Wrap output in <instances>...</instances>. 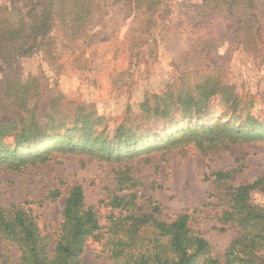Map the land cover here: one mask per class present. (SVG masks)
Masks as SVG:
<instances>
[{
    "label": "rangeland",
    "instance_id": "374dc122",
    "mask_svg": "<svg viewBox=\"0 0 264 264\" xmlns=\"http://www.w3.org/2000/svg\"><path fill=\"white\" fill-rule=\"evenodd\" d=\"M221 1L0 0L5 38L16 32L0 60V119L17 122L3 142L27 158L17 166L0 160V206L28 209L49 256L68 192L79 184L101 226L84 243L81 264H114L107 225L120 210L108 200L128 193L145 209L156 203L160 219L186 212L210 255L223 261L237 228H219L222 189L212 173L230 170L225 181L234 187L264 173V48L252 49L248 35L239 39L235 16L224 19ZM263 31L260 25L258 33ZM210 74L229 90L225 98L224 87L212 96L204 114L189 119L145 111L147 100L165 98L167 91H195ZM248 116L253 121L246 124ZM19 121L34 126L25 142L17 139ZM124 121L123 131L135 140L117 146L123 137L112 141L109 135ZM202 123L212 126L209 136L191 130ZM181 130L193 132L185 141L174 140ZM227 133L240 140L222 142ZM90 136L110 141L99 152L91 150L95 145L65 149L82 146ZM48 146L53 148L44 152ZM122 172L130 179L117 183ZM54 189L60 192L55 198L49 195ZM251 198L264 205V184ZM0 250L17 263L20 253L6 237H0Z\"/></svg>",
    "mask_w": 264,
    "mask_h": 264
},
{
    "label": "trees",
    "instance_id": "16d2710c",
    "mask_svg": "<svg viewBox=\"0 0 264 264\" xmlns=\"http://www.w3.org/2000/svg\"><path fill=\"white\" fill-rule=\"evenodd\" d=\"M220 4H223L221 10L226 14L224 19L230 20L232 16H235L233 22L236 26L232 27L237 33L242 32L239 39L248 35V39H252L254 45L252 49L264 48V31L258 33L260 25L264 29V0H222ZM230 23L233 24L231 21ZM230 23L228 26L226 24L228 33L230 29L232 30ZM5 34L7 31L0 28V60L5 59V53L9 51L7 50L8 43L14 39L16 32H11V40L6 39ZM173 85L168 88L174 87ZM223 87L225 88L212 74L206 75L202 83L195 87V91H167L165 98L157 99L155 96L154 99L147 100L145 111L149 116L179 115L191 119L192 116L207 112L210 98L220 91L222 92ZM228 90V87L224 89L222 98H225ZM151 101L152 105H150ZM236 104L237 102H235ZM174 108L175 110H172ZM15 119H8L10 121L0 119V160L2 163L13 166L27 160L18 153V149H10L3 142L5 137L13 135L17 130ZM252 121L253 119L248 116L245 123L248 124ZM19 122L21 128L17 139L25 142L30 138L34 126L28 127L21 121ZM124 125H126L125 121L113 126L114 131L112 130L109 135L112 141L123 137L119 142H116L117 146L123 143L126 145L134 143L135 139L130 137V132L123 131ZM237 128L240 131L243 130V127ZM191 130H197L203 132L205 136H209L212 126L210 123L196 126L192 124ZM190 132L181 130L180 136L173 139L185 141L184 139L190 136ZM81 133L84 134L83 131ZM259 135L263 136L264 132H260ZM240 137L227 133L221 139L222 142L229 140V143H236ZM207 140L213 143L212 138ZM71 141L70 138L67 139L68 145L71 144ZM109 141L107 136L102 138L90 136L82 143V146L70 145L65 149L75 151L95 145L91 146V150L99 152L96 150L97 147L104 150ZM49 148L53 147L48 146L44 152ZM110 153L115 154L116 152L112 149ZM42 154L39 153L36 157H43ZM230 173V170L212 173L214 181L222 189L217 200V206L220 207L216 214L220 224L219 228L223 230L226 225L237 228V235L226 247L222 262L210 255L209 243L198 231L190 227L189 215L186 212H180L170 220L160 219L157 216L158 205L156 203L145 209L140 203L137 204L136 194L128 193L113 195L108 200V204L112 208L120 210V214L113 217L107 225L106 245L113 263L264 264V205L255 203L251 198V193L264 184V173L251 183L235 187L225 181L229 178ZM124 179H130V177L128 178L124 172L118 174L117 183L123 182ZM59 193L58 189H54L49 195L55 198ZM100 230L98 217L93 209L85 204L83 190L79 184L72 185L68 192L61 211V222L57 230L55 245L50 256L46 237L39 232L35 218L28 209L20 203L11 204L8 208L0 206V237L9 239L20 253L17 263H12L9 256L0 250V264H81L80 256L84 243L89 238L97 237ZM170 255L175 258L172 259Z\"/></svg>",
    "mask_w": 264,
    "mask_h": 264
}]
</instances>
